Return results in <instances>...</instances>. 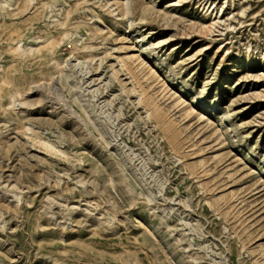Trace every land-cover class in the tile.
<instances>
[{
	"label": "rangeland",
	"instance_id": "rangeland-1",
	"mask_svg": "<svg viewBox=\"0 0 264 264\" xmlns=\"http://www.w3.org/2000/svg\"><path fill=\"white\" fill-rule=\"evenodd\" d=\"M0 264H264V0H0Z\"/></svg>",
	"mask_w": 264,
	"mask_h": 264
},
{
	"label": "bare ground",
	"instance_id": "bare-ground-1",
	"mask_svg": "<svg viewBox=\"0 0 264 264\" xmlns=\"http://www.w3.org/2000/svg\"><path fill=\"white\" fill-rule=\"evenodd\" d=\"M31 3H32V1H31ZM55 78V77H54ZM115 80V79H114ZM40 83V82H39ZM32 90V89H31ZM29 91V90H28ZM123 92V91H122ZM27 94V93H26ZM30 94V93H29ZM51 149H53V148H51Z\"/></svg>",
	"mask_w": 264,
	"mask_h": 264
}]
</instances>
